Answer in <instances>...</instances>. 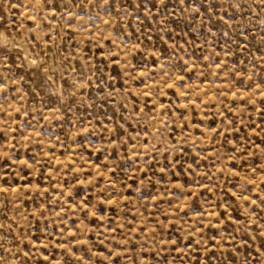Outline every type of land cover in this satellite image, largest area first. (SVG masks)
Here are the masks:
<instances>
[{
	"label": "rangeland",
	"instance_id": "1",
	"mask_svg": "<svg viewBox=\"0 0 264 264\" xmlns=\"http://www.w3.org/2000/svg\"><path fill=\"white\" fill-rule=\"evenodd\" d=\"M0 264H264V0H0Z\"/></svg>",
	"mask_w": 264,
	"mask_h": 264
}]
</instances>
